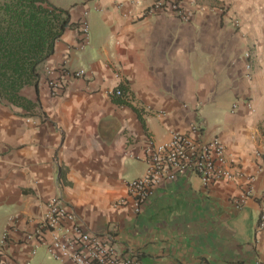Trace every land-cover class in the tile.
I'll list each match as a JSON object with an SVG mask.
<instances>
[{
    "label": "crops",
    "instance_id": "0c3cea01",
    "mask_svg": "<svg viewBox=\"0 0 264 264\" xmlns=\"http://www.w3.org/2000/svg\"><path fill=\"white\" fill-rule=\"evenodd\" d=\"M153 1L48 0L75 24L41 70L85 76L64 78L57 96L40 76L36 90L20 89L26 107L0 100L2 264L46 253L26 235L57 193L85 229L110 233L141 264H264V232L254 227L264 187V0H177L186 17L146 11ZM112 88L126 94L107 95ZM193 123L222 142L232 176L203 186L193 172L177 174L134 213L122 199L144 172L146 140Z\"/></svg>",
    "mask_w": 264,
    "mask_h": 264
},
{
    "label": "built area",
    "instance_id": "2783aa9c",
    "mask_svg": "<svg viewBox=\"0 0 264 264\" xmlns=\"http://www.w3.org/2000/svg\"><path fill=\"white\" fill-rule=\"evenodd\" d=\"M161 8L186 17L177 0H154L146 11L152 12ZM197 11H202V7L198 6ZM85 13L84 11L83 15ZM79 27L81 42L78 47L82 48L87 42V24L84 18L79 20ZM245 67L248 68V64ZM41 76L50 94L57 96L61 92L64 78L83 77L85 71L77 68L69 72L63 66L44 65ZM124 93L118 88L106 91L109 96H123ZM199 132L200 127L193 123L187 132L171 131L165 141H154L150 138L146 140L144 172L126 183V196L122 199L128 200L134 213L140 211L155 185L171 180L177 174L193 172L203 186L232 176L227 167V155L222 142L216 136L201 138ZM254 227L257 231L264 232V187L258 196ZM5 234L6 231H3L0 237V252ZM26 237H33L47 253L63 264H141L131 249L124 253L117 250L114 237L110 233L85 229L72 206L59 193L48 198L36 228ZM32 255L33 250L29 252V256ZM24 264H28V259Z\"/></svg>",
    "mask_w": 264,
    "mask_h": 264
},
{
    "label": "trees",
    "instance_id": "16d2710c",
    "mask_svg": "<svg viewBox=\"0 0 264 264\" xmlns=\"http://www.w3.org/2000/svg\"><path fill=\"white\" fill-rule=\"evenodd\" d=\"M74 24L67 10L48 0H1L0 100L22 107L30 103L20 89L32 85L36 90L42 63Z\"/></svg>",
    "mask_w": 264,
    "mask_h": 264
},
{
    "label": "rangeland",
    "instance_id": "374dc122",
    "mask_svg": "<svg viewBox=\"0 0 264 264\" xmlns=\"http://www.w3.org/2000/svg\"><path fill=\"white\" fill-rule=\"evenodd\" d=\"M30 264H63V263L53 258L49 253L42 252L41 249H38L35 258L32 260V262H30Z\"/></svg>",
    "mask_w": 264,
    "mask_h": 264
}]
</instances>
